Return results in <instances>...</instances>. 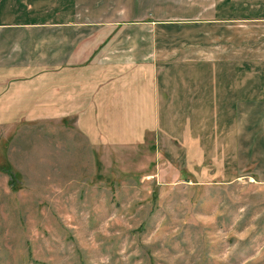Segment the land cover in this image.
<instances>
[{
    "label": "rangeland",
    "instance_id": "rangeland-1",
    "mask_svg": "<svg viewBox=\"0 0 264 264\" xmlns=\"http://www.w3.org/2000/svg\"><path fill=\"white\" fill-rule=\"evenodd\" d=\"M174 26L188 28L196 43L205 27L198 52L215 54L214 28L197 20ZM115 32L103 43H113ZM137 32L156 40L150 31ZM159 38L166 43V35ZM158 69L155 78L163 76ZM205 70L212 74L214 66ZM122 73L128 84L121 105L111 102L101 125L125 128L117 133L109 124L108 143L88 139L74 117L0 120V264H264V178L246 167L241 149L233 162L231 139L221 129L230 133V116L221 125L215 116L165 115L151 106L157 88L159 101L163 95L160 82L141 87L140 69ZM187 134L201 140L188 141ZM263 150L252 147L261 170L256 160Z\"/></svg>",
    "mask_w": 264,
    "mask_h": 264
},
{
    "label": "crops",
    "instance_id": "crops-1",
    "mask_svg": "<svg viewBox=\"0 0 264 264\" xmlns=\"http://www.w3.org/2000/svg\"><path fill=\"white\" fill-rule=\"evenodd\" d=\"M137 20L172 26L134 27ZM188 20L214 28V55L197 49L205 27L196 43L188 28L174 26ZM137 29L156 40L143 39ZM113 31L114 42L103 43ZM160 34L166 43L159 42ZM191 64L201 68L199 74L169 70ZM208 66L214 73H206ZM158 67L163 76L155 78ZM122 69H140L141 87L161 83L163 95L159 101L157 88L151 106L165 115L215 116L221 125L230 116V133L221 129L231 139L233 162L239 163L241 149L246 167L251 164L254 176L264 178V167L251 158L252 147H264V0H0L1 121L74 117L88 139L108 143L109 124L117 133L125 128L113 121L101 125L111 115V102L121 105L128 84ZM187 135L188 141L201 140ZM256 161L264 165L263 157Z\"/></svg>",
    "mask_w": 264,
    "mask_h": 264
},
{
    "label": "trees",
    "instance_id": "trees-1",
    "mask_svg": "<svg viewBox=\"0 0 264 264\" xmlns=\"http://www.w3.org/2000/svg\"><path fill=\"white\" fill-rule=\"evenodd\" d=\"M4 169H6V171L10 174V176H11V184H14L15 183V179H14V174L12 173V170H11V168L9 167V166H7V167H5Z\"/></svg>",
    "mask_w": 264,
    "mask_h": 264
}]
</instances>
